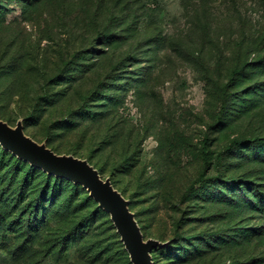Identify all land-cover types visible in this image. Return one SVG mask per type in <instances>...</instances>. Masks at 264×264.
I'll return each mask as SVG.
<instances>
[{
  "label": "rangeland",
  "instance_id": "rangeland-1",
  "mask_svg": "<svg viewBox=\"0 0 264 264\" xmlns=\"http://www.w3.org/2000/svg\"><path fill=\"white\" fill-rule=\"evenodd\" d=\"M0 3L1 119L111 179L145 238L170 243L155 264H264V0ZM3 154L22 180L31 168ZM9 200L0 264H128L82 196L36 220L33 199ZM63 226L78 240H54Z\"/></svg>",
  "mask_w": 264,
  "mask_h": 264
},
{
  "label": "water",
  "instance_id": "water-1",
  "mask_svg": "<svg viewBox=\"0 0 264 264\" xmlns=\"http://www.w3.org/2000/svg\"><path fill=\"white\" fill-rule=\"evenodd\" d=\"M0 145L33 167L86 189L99 207L110 215L132 264H154L152 252L167 245L155 239H145L129 201L109 178L104 179L88 160L58 155L45 143L39 144L27 136L23 120L11 127L0 119Z\"/></svg>",
  "mask_w": 264,
  "mask_h": 264
},
{
  "label": "trees",
  "instance_id": "trees-1",
  "mask_svg": "<svg viewBox=\"0 0 264 264\" xmlns=\"http://www.w3.org/2000/svg\"><path fill=\"white\" fill-rule=\"evenodd\" d=\"M13 1H17V0H13ZM21 2H23V1H21ZM2 7H4V5H2L0 3V8H2ZM0 24H1V21H0ZM114 38L117 39V36L115 34H113V32H110L109 30L108 31L105 30L102 33H100L99 41L103 45H109L110 46V45L115 43V41H113ZM16 60L19 61L18 58ZM16 60L13 62V65L16 63ZM15 67L20 68L21 64L16 63L14 65V68H13L14 70H15ZM9 86H11V85H9ZM1 120L4 121L3 119H1ZM20 120H23V126H24V130H25L26 129L25 124H24L25 119H20ZM4 122H6V121H4ZM6 123H8V122H6ZM8 124L11 127H14L10 123H8ZM25 133H26V130H25ZM26 135L29 136L27 133H26ZM29 137H31V136H29ZM31 138L33 140H35L36 142H38L39 144L45 143L49 149H51L53 152H55L58 155H71V154H59L54 149H52L47 142H45V141L39 142L36 139H34L33 137H31ZM243 143L244 142H235L234 145H235V147H239ZM246 143L248 144L251 142L247 141ZM0 147H1V145H0ZM1 149L3 150L4 153L11 155L12 157L16 158L19 162L26 164L31 168L29 170L28 174L25 175L22 178V180H19V177L16 175L13 178H11L10 173L5 168V167H7L6 165H5V167L0 165V218L1 219L4 217L6 212L10 209V206L12 204V203H10V206H8L9 202H10L9 195L11 194L12 191L16 194L19 192L22 193L24 195V198L33 199L31 208L32 207L34 208L33 214L35 215V220L38 219V217L40 216V213L43 211V209L44 208L47 209L48 207L51 208V209L49 208V210L47 209L48 211L52 210L57 215H59L61 213L73 211V209H75V208H73L74 207L73 206V203H74L73 198L76 195H77V197L82 196V198L85 199L84 207H85V209L91 211V214H90L91 218H93V215L96 213V211L97 212H104L105 214H107L103 209H101L99 207V204L97 202H95V200L93 198L90 197L89 192L86 189H84L81 185H76L73 182L68 181L66 179L58 178V177H55L53 175H49L46 172H44L43 170L37 169V168L33 167L32 165H30L29 163L20 160L18 157L13 155L11 152L4 150L2 147H1ZM72 156L77 157L75 155H72ZM77 158H79V157H77ZM80 159H82V158H80ZM84 160H86V159H84ZM7 161L8 160H7V157L5 156V154L0 155V162L8 165ZM21 163H19L20 166L22 165ZM89 163L91 164L90 161H89ZM9 165H11V164H9ZM92 166H94V165H92ZM100 174H101V172H100ZM102 177H103V175H102ZM233 183H232V186L234 187L235 184H233ZM112 184H113V182H112ZM113 186H114V184H113ZM78 188L79 189L82 188L85 191L84 192L85 194L81 190H79ZM27 192H30V193L27 194ZM130 210H131V208H130ZM85 215L87 216L88 214H86V212H85ZM107 215L110 217L109 214H107ZM90 216H88V217H90ZM48 219H49V217H47L45 220H41L39 223H41V224L45 223V225H46V224H48V221H47ZM24 220H22L21 226H27V232L29 234H31V226L34 225L33 224L34 221L30 222V219H27L26 220L27 222H24ZM136 220H137V217H136ZM110 221H111V218H110ZM111 223H112V221H111ZM138 224L140 226L139 221H138ZM112 225H113V223H112ZM113 228L115 229L114 225H113ZM140 228H141V226H140ZM141 230L143 233L142 228H141ZM259 230L260 229H257V231H259ZM79 231H80V228H78V226H63L62 228H60L59 232H56L58 235L53 237V238H54V240L59 239L58 241H62V245L70 244V243L78 240ZM115 231H116V229H115ZM247 231H248V233L252 232V230H250V229H248ZM263 231H264V229H261L259 234L261 233L260 235H263L262 234ZM116 233H117V231H116ZM117 235H118V233H117ZM143 235H144V233H143ZM118 237L120 239L121 244L123 245L119 235H118ZM228 238H230V239L227 240V242L235 240L236 235L228 236ZM164 244H167V245L163 248H157V249L164 250L170 246V243H164ZM55 245H56V243H55ZM123 247H124V245H123ZM17 248L18 247L15 246L11 249H14V251H15V250H17ZM124 249H125V247H124ZM125 252H126L125 255L127 257L126 258L127 263L132 264L130 261L129 254L126 251V249H125ZM153 262H154V260H153Z\"/></svg>",
  "mask_w": 264,
  "mask_h": 264
}]
</instances>
